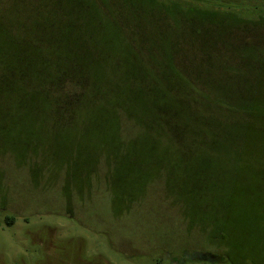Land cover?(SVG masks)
I'll use <instances>...</instances> for the list:
<instances>
[{
    "label": "rangeland",
    "instance_id": "1",
    "mask_svg": "<svg viewBox=\"0 0 264 264\" xmlns=\"http://www.w3.org/2000/svg\"><path fill=\"white\" fill-rule=\"evenodd\" d=\"M199 1L220 14L264 16V0ZM101 24V39H113L103 56L112 51L122 62L119 41ZM261 30L256 46L264 49ZM125 70L103 63V95L127 100L138 122L144 95L136 80L125 82ZM226 92L236 94L232 86ZM203 109L191 111L200 118ZM102 120L121 143H0V264H264V140L248 121L223 130L217 143L177 147L142 143L117 107L103 105ZM131 136L136 143H122Z\"/></svg>",
    "mask_w": 264,
    "mask_h": 264
},
{
    "label": "trees",
    "instance_id": "2",
    "mask_svg": "<svg viewBox=\"0 0 264 264\" xmlns=\"http://www.w3.org/2000/svg\"><path fill=\"white\" fill-rule=\"evenodd\" d=\"M178 1L0 0V143H121L117 132L103 130V105L138 125L142 143L206 146L247 121L264 140V49L256 46L264 16L247 20L220 14L214 3ZM104 21L119 41L122 62L112 51L103 56L113 41L101 39ZM233 30L253 45H238ZM105 62L126 67L125 82L137 81L144 95L138 122L127 100L103 95ZM228 86L234 97L225 94ZM194 106L204 108L200 118ZM216 106L221 119L211 110Z\"/></svg>",
    "mask_w": 264,
    "mask_h": 264
}]
</instances>
